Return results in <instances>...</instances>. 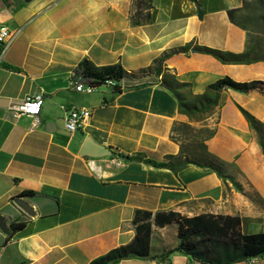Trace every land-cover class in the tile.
<instances>
[{"label":"crops","instance_id":"1","mask_svg":"<svg viewBox=\"0 0 264 264\" xmlns=\"http://www.w3.org/2000/svg\"><path fill=\"white\" fill-rule=\"evenodd\" d=\"M241 6V0H152L151 9L137 15L133 0H61L55 5L0 0V26L21 31L0 61V99L7 102L0 106V220L7 229H0V264H90L133 240L137 211L237 216L249 220L247 233L264 232V189L256 190L258 200L208 169L188 166L174 175L118 156L141 153L157 161L176 156L180 144L172 139L173 129L189 124L215 127L206 144L223 162L249 152L264 164L258 136L237 108L249 111L246 99L264 96L223 91L222 107L188 118L153 76L125 80L128 86L149 85L121 94L108 87L78 93L71 83L83 60L98 67L120 64L138 73L187 44L244 52L246 34L227 17L228 10ZM239 66L191 51L164 63L179 82L191 84L195 95L225 76L261 80L241 79ZM36 94L44 101L41 123L31 131L32 120L14 118L10 108ZM76 108L90 111L91 118L70 134L64 119ZM87 140L110 155L83 156ZM111 160H121L122 166ZM24 191L37 194L23 199L33 208L32 217L16 201ZM13 222L26 225L9 238ZM150 247V258L119 264H187L176 252L175 223L158 227L152 220Z\"/></svg>","mask_w":264,"mask_h":264},{"label":"trees","instance_id":"2","mask_svg":"<svg viewBox=\"0 0 264 264\" xmlns=\"http://www.w3.org/2000/svg\"><path fill=\"white\" fill-rule=\"evenodd\" d=\"M151 1L133 0L137 15L140 14V11L151 9ZM241 1L242 6L228 10L227 17L231 25L246 34L244 52L232 53L187 44L165 53L160 59L154 61L153 66L140 70L138 73H128L120 64L98 67L89 60H83L72 73V86L75 82H80L95 90L108 87L114 94H121L149 85L142 83L136 86H128L125 84V80H140L153 76L160 79V86L175 97L180 114L188 118H202L211 113L214 108L219 107L223 91H233L242 95L256 93L264 96V81L238 82L229 76L208 85L203 94L195 95L192 92L191 84L179 82L175 75L164 67L165 61L170 57L179 54L188 55L191 50H195L198 54L210 56L223 65L249 66L264 63V9L260 8L256 2ZM145 17L149 18V14L147 13ZM199 17L202 18L200 11ZM258 27L259 31H257ZM237 108L257 134L259 146L262 154H264V124L257 121L240 106ZM215 133V130L207 127L195 128L189 124H180L173 129L172 136V139L180 144L178 155L167 156L163 161L149 159L141 153L135 155L119 154L118 156L127 162H137L155 169L169 170L174 175H178L188 166H195L208 169L223 179L226 164L211 153L206 144L215 136ZM36 195L33 191H24L19 197L30 200ZM152 220L158 227H165L172 223L177 225L179 247L176 252L185 256L187 263L247 264L254 259H264V232L247 233L245 226L249 220L237 216L214 214L184 217L174 212H158L152 215L150 212L137 211L134 218L136 234L133 240L125 246L111 250L90 264H119L124 260L150 258ZM25 225L26 222H13L10 225L8 237H13L15 233L24 229Z\"/></svg>","mask_w":264,"mask_h":264},{"label":"rangeland","instance_id":"3","mask_svg":"<svg viewBox=\"0 0 264 264\" xmlns=\"http://www.w3.org/2000/svg\"><path fill=\"white\" fill-rule=\"evenodd\" d=\"M249 1L256 2L260 8L262 7V9H264V0ZM257 31H259V27ZM260 64L261 65L255 67L251 65L239 66V77L241 79H246L250 76H254L261 78V81H264V63ZM246 100L248 101L246 107L250 109L249 111H246L257 121L264 124V97L254 96ZM222 106L223 99L220 104V107ZM254 115L257 116V118ZM209 129L215 130V127ZM228 158L230 159L225 163L226 170L224 172V181H227L230 188L240 191L250 198L254 195L256 199L259 200L260 198L256 193V190L258 188L264 189V164H260L259 160L255 156H251L249 152H239L236 155H232V157L228 156Z\"/></svg>","mask_w":264,"mask_h":264},{"label":"built area","instance_id":"4","mask_svg":"<svg viewBox=\"0 0 264 264\" xmlns=\"http://www.w3.org/2000/svg\"><path fill=\"white\" fill-rule=\"evenodd\" d=\"M61 0H48L50 5H55ZM21 31L15 30L11 31L6 27L0 26V61L9 49V47L13 44V42L19 37ZM74 90L78 93H86L92 94L95 89L89 86H86L80 82H75ZM43 96L41 94H36L33 96L26 97L20 104L11 107V112L14 118L27 117L32 120L30 130L36 129L41 121L40 114L43 107ZM91 118L90 115H81V109L76 108L67 112L64 119V128L70 133L74 134L84 128L86 123ZM111 164L116 167L122 166V161H113L111 160ZM191 264V263H187ZM200 264V263H193ZM247 264H264V259H254L248 262Z\"/></svg>","mask_w":264,"mask_h":264},{"label":"water","instance_id":"5","mask_svg":"<svg viewBox=\"0 0 264 264\" xmlns=\"http://www.w3.org/2000/svg\"><path fill=\"white\" fill-rule=\"evenodd\" d=\"M191 52L196 53L195 50H191ZM0 106H7V102L3 99H0ZM81 154L83 156H88V157L102 158L109 156L110 151L107 148L97 145L91 140H87ZM16 201L17 204L20 206V208L24 211V213L32 217L33 208L30 205H28L26 202H24L23 198H18ZM0 229L3 230L4 232H7V229L5 228L1 220H0Z\"/></svg>","mask_w":264,"mask_h":264},{"label":"bare ground","instance_id":"6","mask_svg":"<svg viewBox=\"0 0 264 264\" xmlns=\"http://www.w3.org/2000/svg\"><path fill=\"white\" fill-rule=\"evenodd\" d=\"M90 111L85 110V109H81V115H90Z\"/></svg>","mask_w":264,"mask_h":264}]
</instances>
